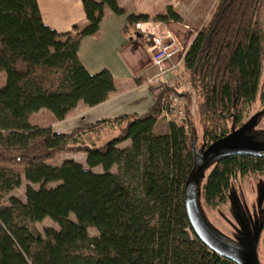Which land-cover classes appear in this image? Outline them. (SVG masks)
I'll use <instances>...</instances> for the list:
<instances>
[{"label":"trees","instance_id":"1","mask_svg":"<svg viewBox=\"0 0 264 264\" xmlns=\"http://www.w3.org/2000/svg\"><path fill=\"white\" fill-rule=\"evenodd\" d=\"M82 3L88 25L60 34L44 23L38 0H0V73L6 76L0 89V264H236L198 237L186 202L193 193L199 197L200 182L214 165L204 187L207 203L225 201L236 173H264V154L213 162L203 158L212 143L242 126L241 106L258 95L264 0H217L210 22L187 49L188 91L161 86L156 93L151 88L155 103L143 116L122 115L58 134L32 126V116L47 110L63 121L80 103L95 107L116 91L111 72L91 75L78 56L81 41L99 32L105 8L127 14L126 34L151 20L183 22L172 6L151 18L128 14L116 0ZM172 93L185 98L186 119L181 126L170 122L168 133L157 135ZM105 123L123 127L101 146L79 142ZM229 123L233 130L224 134L221 126ZM196 124L204 132L201 151ZM260 139L264 142V136ZM127 141L129 147L119 148ZM63 153L85 154L88 168L74 160L52 165ZM96 168L103 173H95ZM23 177L40 189L29 186L26 203L13 198L6 204ZM54 183L59 185L48 187ZM47 218L59 225V232L47 229L43 236L36 228ZM91 228L98 237L89 236ZM261 228L260 234L264 221ZM213 231L248 251L244 234V244H235Z\"/></svg>","mask_w":264,"mask_h":264},{"label":"crops","instance_id":"2","mask_svg":"<svg viewBox=\"0 0 264 264\" xmlns=\"http://www.w3.org/2000/svg\"><path fill=\"white\" fill-rule=\"evenodd\" d=\"M202 1L206 0H116L128 14L148 15L151 18L164 14L172 6L183 22L160 23L151 20L140 23L126 34L124 28L127 25V14L117 15L110 8H105L99 32L81 41L78 56L91 75L103 70L111 72L116 81V91L95 107L80 103L63 121H57L50 112L41 110L32 116L31 125L49 127L58 134H69L87 125L122 115L147 114L155 98L145 81L156 71L149 53V39L169 31L180 40V36L188 34V30L192 29V35L183 44L188 49L195 35L204 27H191V18L203 13ZM38 4L44 23L60 34L71 32L75 26L85 28L88 25L82 0H38ZM167 75L171 78L172 71ZM0 80L1 89L6 82L3 73H0ZM122 127L120 123H105L99 129L115 132V128H118L119 135ZM87 133L92 132L84 135Z\"/></svg>","mask_w":264,"mask_h":264},{"label":"rangeland","instance_id":"3","mask_svg":"<svg viewBox=\"0 0 264 264\" xmlns=\"http://www.w3.org/2000/svg\"><path fill=\"white\" fill-rule=\"evenodd\" d=\"M201 2V1H200ZM201 6L203 13L201 15H197L191 18V27L200 29L202 26L208 25L210 22L213 11L215 9V5L217 4V0H206ZM193 30H188V34H185L181 37V43L184 44L192 35ZM196 36V35H195ZM186 44V43H185ZM173 74V73H172ZM151 77V76H150ZM149 77V78H150ZM167 79H175V85L181 89H185L187 87L189 81V74L184 73V67L181 70L176 71L173 76L170 78L166 75ZM148 79V78H147ZM147 79L145 81L146 85L150 87L147 83ZM1 83V80H0ZM181 109V107H179ZM192 114L198 116V109L194 107L192 109ZM259 114L260 120L259 124L256 127L255 133H251L255 140H261V136H264V67L262 71V77L260 82V89L255 101L252 104H243L241 106V116L242 121L239 124L240 126L247 123L249 120L253 118L254 115ZM177 114H175L176 116ZM173 119H177L173 117ZM178 121V120H176ZM169 121L167 119H160L155 133L157 135L167 134ZM197 123V122H196ZM176 125L181 126V122H177ZM196 129L198 133V149L201 151L204 141V132L201 128L200 124H196ZM222 130H224V134L233 130V124L229 123L227 125L221 126ZM100 130V131H99ZM118 134V128L115 132L113 130L107 131L102 129H97L92 133H87L86 135L81 136L79 139L80 143L101 146L110 140L113 137H116ZM131 145V141H127L125 144L120 145L121 149L127 148ZM66 160H74L77 163L83 165L85 168H88L86 164V155L83 153H63L57 156V158L52 162V165H61ZM215 165L212 166L208 171H206L205 178L200 182L199 191L200 195L198 197V202L200 209L202 210L204 216L206 217L209 225L220 235H223L225 238L233 241L235 244L243 243V237L241 234L240 223L236 218V209L245 215L248 219V223L250 224L253 232L255 230L258 231L261 214L259 213V196L260 192L264 190V173L262 172H248L245 175L241 173H236V175L232 178L231 182V191H228L225 194V201H214L213 203H207L205 195H204V187L208 181V176L214 169ZM117 171V167L113 168V172ZM95 173H103L102 168L94 169ZM59 184H49V188H56ZM32 187L35 190L40 189V185H33L26 181L25 177L22 179V185L20 188L14 190L10 193L9 196L6 197L5 203L10 204V200L15 198L20 200L21 202L26 203V191L28 187ZM71 219L74 220V217L71 216ZM36 228L43 234H45V230L54 229L56 231H60V227L57 223L47 218L42 222L37 223ZM255 226V228H254ZM89 236L91 238L98 237L99 233L96 229H89ZM255 236V235H254ZM259 260L261 264H264V233L260 235L259 240ZM244 244V243H243Z\"/></svg>","mask_w":264,"mask_h":264},{"label":"water","instance_id":"4","mask_svg":"<svg viewBox=\"0 0 264 264\" xmlns=\"http://www.w3.org/2000/svg\"><path fill=\"white\" fill-rule=\"evenodd\" d=\"M258 118L259 114L254 115L251 120L243 124L239 129L212 143L204 151V160L206 162H213L221 157L227 156L252 158L261 156L264 153V142L257 141L248 135L251 130L257 127ZM263 202L264 191H261L259 207L262 206ZM186 208L196 234L210 249L236 264H260L256 248L260 240V229L253 234L245 220L239 217L240 226L249 244L248 251H244L227 243L213 231L214 229H211L212 227L210 228L207 225L201 212L196 193H193L192 198L187 200Z\"/></svg>","mask_w":264,"mask_h":264},{"label":"built area","instance_id":"5","mask_svg":"<svg viewBox=\"0 0 264 264\" xmlns=\"http://www.w3.org/2000/svg\"><path fill=\"white\" fill-rule=\"evenodd\" d=\"M139 25V24H138ZM137 25V26H138ZM149 53L151 55L152 66L156 69L155 73L147 79L150 88H154L156 93L160 92V87H169L177 92L188 91V85L185 89H181L175 85V79H167L168 72L174 74L176 71L184 67V60L187 49L184 48L179 38L169 31L163 34L153 35L149 39ZM186 100L177 93H172L169 97V102L164 105V110L161 119L165 118L169 122L179 123L186 119ZM181 107V109H179ZM175 114H177L175 116ZM176 117L178 121L173 119Z\"/></svg>","mask_w":264,"mask_h":264},{"label":"flooded vegetation","instance_id":"6","mask_svg":"<svg viewBox=\"0 0 264 264\" xmlns=\"http://www.w3.org/2000/svg\"><path fill=\"white\" fill-rule=\"evenodd\" d=\"M263 136H261V138H262ZM260 141V140H259ZM263 142V141H262ZM264 154V153H263ZM262 154V155H263ZM264 191V190H263ZM236 218H237V220L238 221H240V219H239V217H242L244 220H245V222L247 223V225L249 226V228H250V230H251V232L254 234L255 233V230H254V232H253V229L251 228V226H250V224L248 223V219L245 217V215L243 214V213H240L237 209H236ZM259 213L261 214V216H260V221H259V223H256L255 224V226H257V224H258V229L257 230H259V229H262L261 227H262V223H263V221H264V218H263V215H264V212L263 211H261L260 210V207H259ZM240 223V222H239ZM255 226H254V228H255ZM242 231H243V229H242ZM242 231H241V234H244V233H242ZM262 234L264 233V231L262 230V232H261ZM261 235V234H260ZM243 239H244V237H243ZM261 264V263H260Z\"/></svg>","mask_w":264,"mask_h":264}]
</instances>
